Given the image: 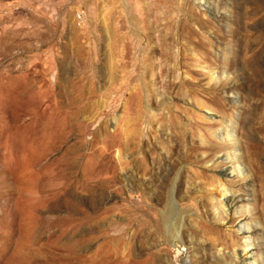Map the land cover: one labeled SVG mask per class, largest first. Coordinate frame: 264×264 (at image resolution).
<instances>
[{
	"label": "rangeland",
	"instance_id": "1",
	"mask_svg": "<svg viewBox=\"0 0 264 264\" xmlns=\"http://www.w3.org/2000/svg\"><path fill=\"white\" fill-rule=\"evenodd\" d=\"M247 260L264 0H0V264Z\"/></svg>",
	"mask_w": 264,
	"mask_h": 264
},
{
	"label": "bare ground",
	"instance_id": "2",
	"mask_svg": "<svg viewBox=\"0 0 264 264\" xmlns=\"http://www.w3.org/2000/svg\"><path fill=\"white\" fill-rule=\"evenodd\" d=\"M234 158V157H233ZM235 160V159H234ZM238 165V164H237ZM237 165H236V167H237ZM239 167V166H238ZM243 170V169H242ZM244 171V170H243ZM221 185V184H220ZM225 188V186H222V188L221 189H223L222 190V193L224 194V195H226V193H227V190L229 189L228 187H226V188H228V189H224ZM231 191V190H230ZM234 192V191H233ZM233 192H231V193H233ZM232 195V194H231ZM234 196H235V194H234ZM231 197V196H230ZM232 198V197H231ZM236 198V197H235ZM221 199V198H220ZM219 199V200H220ZM222 199H224V198H222ZM222 199H221V203H223V201H222ZM226 199H228V198H226ZM226 199H224V200H226ZM231 200V199H230ZM227 201V200H226ZM226 201H225V203H226ZM229 204V203H228ZM246 226V229L247 228H249V225L248 224H246L245 225ZM24 232V231H23ZM250 242H248L247 244H249ZM246 244V245H247ZM2 245H4V244H2ZM246 245L245 246H243V250L245 251L246 250ZM7 247V246H6ZM174 248L179 252L180 250H182L183 248H181V246H180V244L178 245V244H174ZM251 253V252H250ZM236 254V253H235ZM10 255V254H9ZM249 255V254H248ZM247 255V256H248ZM8 256V255H7ZM253 259H255L254 257H253ZM256 260V259H255ZM248 261V260H247ZM246 261V262H247ZM255 261H253V260H249L247 263H245V264H255L254 263ZM257 264V263H256Z\"/></svg>",
	"mask_w": 264,
	"mask_h": 264
},
{
	"label": "built area",
	"instance_id": "3",
	"mask_svg": "<svg viewBox=\"0 0 264 264\" xmlns=\"http://www.w3.org/2000/svg\"><path fill=\"white\" fill-rule=\"evenodd\" d=\"M79 16L77 17L78 21L81 23L82 21L84 22V17L81 14H78Z\"/></svg>",
	"mask_w": 264,
	"mask_h": 264
}]
</instances>
